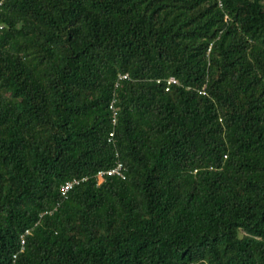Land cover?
<instances>
[{"label": "trees", "instance_id": "1", "mask_svg": "<svg viewBox=\"0 0 264 264\" xmlns=\"http://www.w3.org/2000/svg\"><path fill=\"white\" fill-rule=\"evenodd\" d=\"M0 264H264V0H0Z\"/></svg>", "mask_w": 264, "mask_h": 264}, {"label": "built area", "instance_id": "2", "mask_svg": "<svg viewBox=\"0 0 264 264\" xmlns=\"http://www.w3.org/2000/svg\"><path fill=\"white\" fill-rule=\"evenodd\" d=\"M173 81H175L174 79H172ZM113 135V133H111V136ZM113 175L116 174L118 176L124 177V173H123V164L122 162H118L117 165L109 170H100L98 172V179L102 180V178L106 175ZM85 179V178H84ZM79 183V180L75 179V180H70L65 182L61 189H62V194L63 195H67V193L74 187L75 184ZM24 242V240H23Z\"/></svg>", "mask_w": 264, "mask_h": 264}]
</instances>
